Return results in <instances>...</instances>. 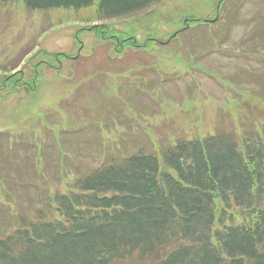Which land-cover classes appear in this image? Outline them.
Instances as JSON below:
<instances>
[{
	"label": "rangeland",
	"instance_id": "1",
	"mask_svg": "<svg viewBox=\"0 0 264 264\" xmlns=\"http://www.w3.org/2000/svg\"><path fill=\"white\" fill-rule=\"evenodd\" d=\"M233 132L264 135V0H162L114 19L97 3L0 4V238L40 205L35 189L69 190L71 166Z\"/></svg>",
	"mask_w": 264,
	"mask_h": 264
},
{
	"label": "trees",
	"instance_id": "2",
	"mask_svg": "<svg viewBox=\"0 0 264 264\" xmlns=\"http://www.w3.org/2000/svg\"><path fill=\"white\" fill-rule=\"evenodd\" d=\"M15 1L29 11L97 3L114 19L162 0L0 4ZM247 134L160 140L158 149L133 143L100 165L71 166L66 193L35 189L40 205L19 211L0 238V264H264V135ZM235 209L252 224H235Z\"/></svg>",
	"mask_w": 264,
	"mask_h": 264
}]
</instances>
